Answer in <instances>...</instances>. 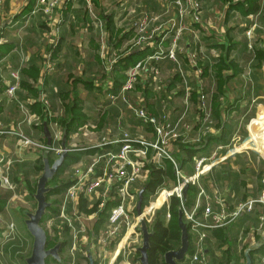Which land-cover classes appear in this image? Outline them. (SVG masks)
Here are the masks:
<instances>
[{"label": "crops", "instance_id": "1", "mask_svg": "<svg viewBox=\"0 0 264 264\" xmlns=\"http://www.w3.org/2000/svg\"><path fill=\"white\" fill-rule=\"evenodd\" d=\"M4 2L5 10L0 17V124L3 127L20 128L27 135L46 143L43 124L48 119L52 143L55 142L54 135L57 131L60 132L57 142L59 145L64 130L60 123L64 119L69 120L68 115L72 114L69 111H72L74 121L71 125L72 132L67 136L69 146L90 147L102 136L118 137L122 132L121 128L129 130L132 135L148 139L153 137L151 126H144L136 119L121 99L113 102L109 96L119 94L126 82L119 90L113 91L115 72L124 69L132 53L148 50L147 56L151 55L160 46L161 40L164 49L171 48L175 35L172 22H178L175 0H90L89 5L84 0H74L57 12L52 21H48L43 13L36 12L38 0ZM256 6L257 9L252 11ZM92 13L105 26L108 37L105 51L102 50L97 31L93 27ZM61 18L64 21L57 33L56 24ZM145 18H158L150 21L148 27L150 32L154 30L155 37L144 44L135 45L133 40L139 34V24ZM184 23L188 29L184 30L177 41L176 51L189 84L193 87L190 106L186 108L184 104L178 65L168 58L158 64L165 82V88L160 94L149 83L148 73H143L135 88L127 93V97L145 105L156 116L163 111L161 100H167L173 121L185 114L184 122L190 125V138L199 141L175 143L172 149L177 159H180L178 155L183 156L184 153L178 145L195 147L196 158L208 156L220 147L217 149V164L209 172L202 174L199 180L212 200L220 196L226 209L232 210L238 202L259 196L262 190L264 0H202L200 21H195L193 16L188 15ZM155 26L159 28L156 30ZM250 28L254 31L252 48L249 47L246 36V31ZM192 50L202 51L197 61L201 73L190 64L188 54ZM221 57L229 67L217 77L216 64ZM206 64L210 65V71H204ZM114 65L115 70L112 71ZM131 67L125 71L126 75ZM14 69H20L21 76L15 101L9 100L6 95L11 80L9 73ZM199 84L211 95L209 101L214 126L206 133L199 105ZM45 96L50 103L49 109L42 102ZM22 107L27 110L30 123L23 121ZM43 107L46 108L48 117L43 116L42 119L38 111L43 114ZM214 110L218 113L216 118ZM224 125L230 126L233 131L228 144L230 146H222L225 144L215 139L222 135ZM54 128L57 129L56 132H52ZM242 131L247 133L244 139ZM247 137L249 139L241 144L240 141ZM222 149H227V152L222 154ZM80 151L84 152L83 157L76 164L86 162L98 149L86 148L75 152ZM51 156L55 159V154L52 153ZM39 157L41 156L37 151L20 147L15 137L0 136V158L5 159L6 165L7 160L12 163L9 166V176L16 188L12 198L16 197L19 190L17 186H24L35 178L34 173L26 175L25 171H28L29 165H36ZM193 164H182L185 175L194 172ZM67 172L68 170L65 176ZM234 181L238 182L236 189ZM169 183L173 186L176 184V175L175 182ZM171 185L168 186L169 189L173 187ZM197 192V186H189V205H194ZM214 206L220 209L218 204ZM262 211L264 206L258 205L252 212L213 230L206 241L209 254L212 255V264H225L229 248L231 260L236 255L237 263L240 257L245 258V251L251 247H254L251 256L255 255L256 264H262L264 239L260 240L264 229L256 231L258 215ZM225 229L233 234L229 244L223 243L215 235L216 231ZM245 233L246 236H243ZM20 240L27 241L24 234L20 235ZM92 240L93 250V243L95 247L96 245L93 238ZM258 243L260 246L255 248ZM98 250L97 247L95 251ZM93 253L95 257L94 250ZM231 260L226 264H230Z\"/></svg>", "mask_w": 264, "mask_h": 264}, {"label": "built area", "instance_id": "2", "mask_svg": "<svg viewBox=\"0 0 264 264\" xmlns=\"http://www.w3.org/2000/svg\"><path fill=\"white\" fill-rule=\"evenodd\" d=\"M72 1L74 0H38L36 12L43 13L48 21H52L55 14L64 9L65 6L67 7L68 3ZM84 1L88 5L90 4V0ZM174 4L178 10V22H172L175 35L171 48L164 49L161 40L160 46L157 47L154 53L127 71L128 78L120 93L109 96L113 102L121 99L136 119L140 120L144 126H151L153 137L148 139L143 136L132 135L129 130L121 128L122 132L118 137L102 136L97 143L90 147L70 146L71 151L86 150V148H95L98 151L92 157H89L90 162L83 161V163L73 165L71 171L67 172L69 186L59 200L57 219L68 230L64 238L68 241V246H66L68 264L78 263L79 254L83 253V246L89 235L94 239L95 245L99 249L98 253L107 252L108 249L111 250L113 257L111 264L116 260L115 264L118 261L121 262L123 258L137 256L136 248L140 245L142 239L139 231L141 221L146 220L148 225L152 224L156 210L164 206L167 209L165 218L168 220L170 218L168 212L170 209L169 200L172 196L179 198L183 217L189 224L191 251L185 257L187 264H212V255L209 254L210 249L208 250L206 241L213 230L228 225L243 214L252 212L258 205L264 206V175L261 180L262 190L260 195L238 202L232 210L226 209L220 196H216L212 200L205 187L200 183L199 178L217 164V149L220 147H217L208 156L197 157L193 164L194 172L191 175H185L172 149V146L177 142L187 143L193 140L190 138V125L184 122L185 114L173 121L170 118L167 100H161L163 111L159 116H156L150 113L145 105L136 103L127 97V93L135 88L138 78L143 73H148L149 83L160 94L165 88V82L158 64L159 61L168 58L178 65L182 78L181 87L184 104L186 108L190 106L193 87L189 84L187 74L181 67L177 56L176 43L181 38L184 30L188 29L184 23L188 15L193 16L195 21H200L202 0H175ZM4 10L5 2L0 0V17H2ZM92 18L93 27L97 31V38L102 50L105 51L108 38L105 26L96 14L92 13ZM157 19L145 18L139 24V34L133 40L135 45L144 44L155 37L154 30L150 32L148 27L150 21H156ZM63 21L62 18L57 21V33ZM158 28L159 26H155L154 29L157 30ZM246 34L249 47L252 48L253 29H248ZM200 53L202 54V51L192 50L188 54L190 64L196 68L198 73H201L197 63ZM9 76L11 80L6 89V95L9 100L15 101L17 100V91L21 80L20 69L11 70ZM205 91L203 85L199 84V105L204 118V132L206 133L213 128L214 121L209 101L211 95L210 92ZM42 102L47 109L50 108L46 96L43 97ZM21 109L24 113L23 121L30 123L27 110L25 107ZM3 135L15 137L20 147L31 150H46L50 154H55L56 157L63 151L61 144H57L60 139L59 131L54 135L55 142L50 146L31 135H27L20 128L6 129L0 124V136ZM193 141H199V139ZM220 159L223 160L224 158ZM166 161H171L174 165L176 184L171 189L160 188L154 195V199L158 196L155 202H157L161 193L167 192L165 200L157 206L155 202H150L149 205L143 207L142 216L138 217L136 212L138 192L149 177V165H161ZM11 164V161L7 160L6 165L5 159L0 158V184L5 189L15 190V184L9 176V166ZM186 183L189 186L195 185L198 187L193 206L189 205L187 201H183L182 192ZM81 201L85 202L88 211L93 208H96V210L90 214L83 211ZM214 204H218L220 209H216ZM100 214H104L106 219L100 229L94 232V226L100 220ZM258 217L256 231L261 232L264 229V211L259 213ZM14 231L15 225L13 223L8 224L4 236L12 237ZM93 247L95 248L94 243ZM102 253H99V255H102ZM262 264H264L263 259Z\"/></svg>", "mask_w": 264, "mask_h": 264}, {"label": "trees", "instance_id": "3", "mask_svg": "<svg viewBox=\"0 0 264 264\" xmlns=\"http://www.w3.org/2000/svg\"><path fill=\"white\" fill-rule=\"evenodd\" d=\"M237 8H239V6ZM256 9H257V6L252 8V11H255ZM148 53H149L148 50L146 52H141V53H139V52L132 53L128 58L129 63L126 64L124 69L123 70L120 69V70H117L115 72L114 87H113L114 92L119 90L120 87L122 86V84L126 81L127 75H126L125 71L128 69V67L129 66L134 67L138 62L147 59V57L149 56V55L147 56ZM216 66H217V71H218V74L216 73V75H217V77H220L221 71L228 68L229 64H226V61L221 57L219 62L216 64ZM212 68H214V67H212ZM208 69L210 71V65L206 64L204 67V71H206ZM215 69H216V67H215ZM113 70H115V65L112 67V71ZM219 80H221V79H219ZM220 84H221V82H219V85ZM42 109H43L44 113L40 114V111H38V113L41 116V118L43 119V116H45V117L47 116V111H45L46 110L45 107H43ZM69 112L72 113V114L68 115L69 120L64 119L60 123L62 128L63 127L66 128L67 136L70 132H72L71 125H72V122L74 121L73 112L72 111H69ZM217 116H218V113L215 112V110H214V117L216 118ZM212 119H213V117H212ZM45 121L47 122L48 125L50 124V121L48 119H46ZM77 122H80V121H77ZM80 125H81V123H80ZM41 128H42V125H41ZM222 132H223L222 135L218 138H215V139L218 142L225 144L222 146H230L228 144H229L230 138H232V133H233L232 128L230 126L224 125ZM246 136H247L246 131H242V139H244ZM178 147H180V149L182 150V153L184 152L183 156L178 155V157L180 158V159H177L179 165L182 166V164H184L185 162H188V163H191V162L194 163L195 162V160H196L195 153L197 151L195 149V147L189 146V145H178ZM226 150L227 149H222V151H221L222 154L226 153L227 152ZM81 152L82 151H80V152H75V151L69 152V155L66 158L64 164L58 170V172L54 176L53 180L49 184V186H54V188L47 195V200L52 202V206L50 208H48V210H47L49 213H51V215H49V218L50 217L56 218L58 216V213H59V208H57L58 197H61L62 194L65 192L66 188L69 186V182L64 180L63 175L65 176V172L67 170H69L70 167H72L74 164H76L77 162H79L82 159V157H83L82 155L84 152L83 153H81ZM49 158H50L49 159L50 163H53L54 159L51 156V154H50ZM149 169H150L149 177L144 182V184L142 185V188L146 187L144 190V194H143V196H144L143 206L144 207L149 205L153 196L156 194V192L160 188H166L167 183L175 182V175H174L175 170H174V165L171 161H166V162H164V164H161V165L150 164ZM42 170H43V161L41 160V157H39L37 164L32 166V167L29 165L28 171L27 172L25 171V173H27L26 175L37 173L36 176H39L40 173L42 172ZM60 175H61V178L58 180ZM233 185H234V188L236 189L238 182L234 181ZM167 188H168V186H167ZM189 194H191V190H190ZM52 195L57 196V198L54 199L53 201L51 200ZM12 196H13V192H5V191L0 190V214L6 213V209H4V207H2V206L4 204L7 205L9 200L12 198ZM81 206H82V210L86 211L89 214L93 213L96 210V208H93L92 210L88 211V209H86L85 202H83V201H81ZM179 207H180L179 198L176 196H172L170 198V209L168 211L170 213V218L168 220H166L165 215L167 213V209H165V207H164V208L158 210V212L156 213V215L154 217L152 224L148 225L150 231H152V228H153V235L150 238V249L148 251L150 264H166L164 262V255L170 250H175V249L179 248L180 239H181V231H180V228L178 226ZM46 218L47 217L43 218L42 224L44 223V219H46ZM99 218H100V220L94 226V232H97L100 229V227L102 226L103 222L106 219V216L104 214H100ZM57 224L58 225L56 228L58 230L57 231L55 230L56 236H55L54 240H52L48 236L47 248H51V247L55 246L60 239L59 236L61 235L64 239L66 234L68 233L67 228L63 224H61V222H59V220H58ZM226 229H228V228H226ZM226 229L216 231L215 235L223 243L227 242V244H229L233 234L230 232H227ZM243 236H246V233ZM13 241H15V243H10L8 245L0 242V250L2 251V249L5 247L9 253H11V254L13 253V255H16L20 250L24 249L25 246L27 245L26 242H24L23 240H20V237H16ZM65 246H68V241L66 239L63 240L62 247L60 249V255L62 256L61 258L63 260V264H68V258L67 257H66V259L63 258V256L66 253ZM230 250L231 249L229 248V250L227 251V261H225L226 263H229L231 258H232ZM190 251H191V244L189 246L188 253H190ZM262 251H264V248H262ZM84 252H85V245L83 246V253H80L79 257L80 258L82 257V259H84L86 261V264H88V259H87ZM138 255H139V253H138ZM254 256L252 255L253 264H256V259ZM49 259L50 258H48L46 260V264L49 263ZM52 260L56 264H59L56 260H54V259H52ZM239 260L240 259H237L236 264H240ZM95 261H96V259H95ZM118 263H119V261H118ZM94 264H97V262H95Z\"/></svg>", "mask_w": 264, "mask_h": 264}, {"label": "water", "instance_id": "4", "mask_svg": "<svg viewBox=\"0 0 264 264\" xmlns=\"http://www.w3.org/2000/svg\"><path fill=\"white\" fill-rule=\"evenodd\" d=\"M44 136L47 140V145L52 144V135L48 127L47 122L43 124ZM62 153L56 157L53 163H50V152L42 149H36L43 161V170L42 174L38 178L36 192L33 194L34 200L36 202V209L34 212L22 211V213L27 217L24 220L26 229L29 235L33 238L32 250L29 256L25 259L26 264H46L48 258L56 260L58 263L63 264V260L60 255V249L63 243V237L60 235V239L57 244L51 248H47L48 235L45 228L42 226V220L47 213L48 208L52 206V202L47 200V195L54 188V186H49L50 182L53 180L54 176L58 170L64 164L66 158L71 152V147L67 144V134L66 128L63 130V136L61 141ZM146 187H143L138 192V200L136 205V212L138 217H141L143 214V200H144V190ZM189 184L186 183L184 186L182 197L183 201H187V191ZM178 226L181 231L180 247L175 250H170L164 255V262L166 264H181L184 262L186 254L189 249V232H188V222L184 220L182 207H179L178 211ZM139 231L141 232L142 239L141 245H138L136 248L137 253H139L138 261L140 264H150L148 251L150 249V238L153 235V228L150 231L146 220H142L140 223ZM264 231L262 235L263 241ZM260 243L255 245V248H258ZM254 247H251L245 251V264H253L251 252ZM85 255L88 259V264L95 263V257L92 250V236L89 235L87 242L85 244ZM236 263V255L233 256V259L230 264Z\"/></svg>", "mask_w": 264, "mask_h": 264}, {"label": "rangeland", "instance_id": "5", "mask_svg": "<svg viewBox=\"0 0 264 264\" xmlns=\"http://www.w3.org/2000/svg\"><path fill=\"white\" fill-rule=\"evenodd\" d=\"M150 56V55H149ZM22 110V109H21ZM57 129H53L52 132H56ZM250 138V136H249ZM248 137L244 140V141H240L241 144L245 141H247V139H249ZM239 145H236V147H238ZM236 147H233V149H235ZM232 149V150H233ZM251 149V148H250ZM253 149V148H252ZM254 151H256L255 149H253ZM56 158V156H55ZM91 159L88 158V160L86 162H90ZM71 171V168L68 170V172ZM42 174V172L40 173V175ZM37 173H35V178L30 182H28L26 185L21 186L23 184H20L19 186H17V188L19 190H17L16 193V197H13L8 206L7 205H3L2 207H4V209H6V213L5 214H0V242H2L3 244H10V243H15L14 238L13 237H20V235H25L26 239H27V244L25 246L24 249L20 250L16 255H13V253H9L6 248L4 247L2 249V251L0 250V264H26L25 259L29 256L31 250H32V244H33V238L29 235L24 220L27 218L22 211H27V212H34V210L36 209V202L34 200L33 194L36 192V187H37V182H38V178L39 176H36ZM68 174L66 176L63 175V178L65 181L69 182L68 179ZM61 178H58V180ZM172 183H167L166 184V188L167 186L171 185ZM173 186V185H171ZM173 188V187H172ZM16 189V188H15ZM0 190L1 191H5V192H13L15 190H8L5 189L1 186L0 184ZM166 194H160L158 200H160V203H162V201L165 200L166 198ZM158 197V196H157ZM156 197V198H157ZM57 196L52 195L51 196V200L53 201L54 199H56ZM156 198L154 199V196L152 198V200L150 202H155ZM59 200L60 197H58V204H57V208H59ZM34 201V202H33ZM7 204V203H6ZM162 209V208H160ZM158 209V210H160ZM155 213H157V211ZM49 215H51V213H49L47 211L46 215L44 217H47L46 219H44V223L42 224V226L45 228L47 235L49 236V238H51L52 240H54L55 236H56V231L58 230L57 227V222L58 219L57 217H50ZM156 215V214H155ZM155 217V216H154ZM54 219V220H52ZM52 220V222H51ZM14 224L15 225V231L12 234V237H5V231H6V227L8 224ZM56 230V231H55ZM20 234V235H18ZM133 245V244H131ZM141 245V242H140ZM15 247V246H14ZM180 247V246H179ZM97 249V247L93 248L94 252H95V259L97 262V264H111L112 263V253L111 250L109 249V251L107 250V252H99L102 253V255H99L98 251H95ZM65 250H67V247L65 246ZM113 251V250H112ZM67 253V252H66ZM65 253V255L63 256V258L66 259L67 254ZM62 257V256H61ZM138 253L137 256L134 257H130V258H123V260L121 262H119L118 264H140V262L138 261ZM117 261V260H116ZM115 261V262H116ZM79 264H86V261L84 259L79 258L78 259ZM115 262H113V264H115ZM245 262V258L244 257H240V264H244ZM48 264H56L52 258L49 259V263ZM60 264V263H59ZM78 264V263H77ZM117 264V263H116ZM181 264H187V260L185 259V261Z\"/></svg>", "mask_w": 264, "mask_h": 264}, {"label": "bare ground", "instance_id": "6", "mask_svg": "<svg viewBox=\"0 0 264 264\" xmlns=\"http://www.w3.org/2000/svg\"><path fill=\"white\" fill-rule=\"evenodd\" d=\"M167 192H163V194H166ZM162 194V193H161ZM161 203H160V200H157V202H155V205L157 206V205H160Z\"/></svg>", "mask_w": 264, "mask_h": 264}]
</instances>
